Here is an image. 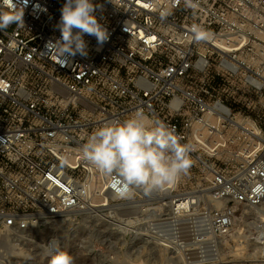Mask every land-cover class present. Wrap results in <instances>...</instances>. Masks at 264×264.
<instances>
[{
  "label": "built area",
  "instance_id": "2783aa9c",
  "mask_svg": "<svg viewBox=\"0 0 264 264\" xmlns=\"http://www.w3.org/2000/svg\"><path fill=\"white\" fill-rule=\"evenodd\" d=\"M197 2L93 0L109 39L85 35L88 55L65 62L48 45L61 36L65 0H19L12 14L24 23L0 31L2 258L29 237L48 258L54 237L33 234L65 214L124 215L148 245L168 247L184 244L176 233L198 206L209 207L204 240L213 243L238 205L263 203L262 0ZM193 24L212 38L195 42ZM140 109L193 146L192 166L162 191L121 200L80 150L94 130Z\"/></svg>",
  "mask_w": 264,
  "mask_h": 264
},
{
  "label": "clouds",
  "instance_id": "9594fccd",
  "mask_svg": "<svg viewBox=\"0 0 264 264\" xmlns=\"http://www.w3.org/2000/svg\"><path fill=\"white\" fill-rule=\"evenodd\" d=\"M184 4L189 9L198 6L197 0H184ZM20 5L19 0H0V31L24 23L23 14H12ZM97 9H102V5L93 0H65L56 26L61 36L48 43L60 60L70 62L77 54L86 57L85 35L94 36L98 44L109 39L107 28L97 19ZM191 33L197 43L212 38L199 24L191 26ZM193 150L192 145L180 143L174 129L140 109L126 120L108 122L94 130L80 152L81 158L105 178L115 198L130 200L136 190L150 194L176 184L189 173V153ZM45 247L50 264H73L72 256L61 248L58 238L54 237Z\"/></svg>",
  "mask_w": 264,
  "mask_h": 264
},
{
  "label": "rangeland",
  "instance_id": "374dc122",
  "mask_svg": "<svg viewBox=\"0 0 264 264\" xmlns=\"http://www.w3.org/2000/svg\"><path fill=\"white\" fill-rule=\"evenodd\" d=\"M261 19L264 34V0ZM208 211L209 207L198 206L191 221H185L182 231L176 233L183 238L182 246L148 245L141 234L147 233L144 227L136 234L130 230L124 215L108 212L90 217L65 214L46 221L45 230L33 235L58 238L61 248L72 256L73 264H261L264 254L260 250L264 240L256 237L264 230V201L254 207L238 205L231 229L225 234H213V243L204 240V213ZM118 217L123 220L117 221ZM33 239H21L19 248H9L2 258L0 236V261L4 260L5 264H50V257L46 258L40 247L31 243ZM27 253L32 260L26 258Z\"/></svg>",
  "mask_w": 264,
  "mask_h": 264
},
{
  "label": "bare ground",
  "instance_id": "6f19581e",
  "mask_svg": "<svg viewBox=\"0 0 264 264\" xmlns=\"http://www.w3.org/2000/svg\"><path fill=\"white\" fill-rule=\"evenodd\" d=\"M184 204H185V201L183 199L182 201ZM140 233V232H139ZM138 234V232L136 233ZM143 234V233H141ZM144 237V236H143ZM257 239H261V240H264V230H262V232H260V236L256 237ZM258 241V240H257ZM263 254H264V246L261 247V250H260ZM15 252V251H14ZM181 255V254H180ZM204 257H207L206 255ZM201 259V258H200ZM182 260V259H181ZM197 260V259H196ZM183 261V260H182ZM187 262V261H186ZM261 264H264V259H260V262Z\"/></svg>",
  "mask_w": 264,
  "mask_h": 264
}]
</instances>
